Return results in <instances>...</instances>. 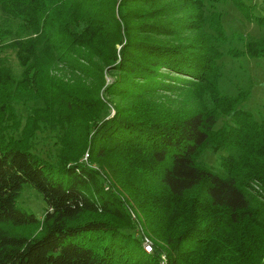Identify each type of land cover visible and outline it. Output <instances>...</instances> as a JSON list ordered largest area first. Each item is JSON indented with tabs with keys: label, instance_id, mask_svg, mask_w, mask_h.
Returning a JSON list of instances; mask_svg holds the SVG:
<instances>
[{
	"label": "trees",
	"instance_id": "1",
	"mask_svg": "<svg viewBox=\"0 0 264 264\" xmlns=\"http://www.w3.org/2000/svg\"><path fill=\"white\" fill-rule=\"evenodd\" d=\"M220 1L0 0L21 29L0 26L20 66L0 55V264H264V202L246 189L264 190V117L218 93ZM42 127L58 129L55 164L30 150ZM211 145L230 152L221 173L198 163ZM22 184L46 203L39 222L16 205Z\"/></svg>",
	"mask_w": 264,
	"mask_h": 264
},
{
	"label": "rangeland",
	"instance_id": "2",
	"mask_svg": "<svg viewBox=\"0 0 264 264\" xmlns=\"http://www.w3.org/2000/svg\"><path fill=\"white\" fill-rule=\"evenodd\" d=\"M249 5L253 4L252 8L254 14L262 15L264 17V0H246ZM208 4V3H207ZM216 10L222 13L221 25L223 26L224 36H217L214 43L220 49V56L217 58L218 74L214 81L217 82V87L221 94L233 97L237 96L239 107L249 110L253 113L255 119L260 120L264 117V54L252 57L249 49L253 45H247L249 41L254 42L259 38H264V24H259L254 16L253 19H249L245 16V13L239 11L232 0L226 2L215 3ZM205 13H209L212 8L206 6ZM20 20L16 18L5 17L0 10V26L12 28L18 35L21 32ZM204 28L209 31V26L204 24ZM212 31V30H211ZM259 41V40H258ZM6 57V62L9 63L14 73L20 72V66L16 61L15 51L13 49H1L0 55ZM110 74L106 75V82L111 80ZM206 92L208 88L205 89ZM178 93H167L171 96L175 102L181 97ZM205 94V93H204ZM32 102H28L27 105L16 104L17 114L20 116L22 125L25 122V115L28 111L29 105ZM177 106V105H176ZM193 106V105H192ZM191 105L185 108L192 107ZM112 113V109H110ZM229 116L221 114L217 119V125L215 129H218L222 123L229 122ZM19 130L12 131L9 129V134L14 137H18ZM58 129L51 131L42 127L40 130L35 132L29 143L31 144L30 150L35 153L36 156L42 159L49 160V162L55 164L57 161V152L59 151V142H57ZM226 153H230L227 149L217 148L216 146H207L204 152L201 154L198 163L206 168L214 169L219 173L222 172L220 168V160ZM95 167L98 164H93ZM246 166H237L236 170L243 172ZM22 189L16 196V205L22 206L26 211L32 212L39 222L42 220L46 203L41 198L40 193L32 184H22ZM260 183L256 179H250L246 187L249 191L256 194V198L260 202H264V190L261 189ZM122 190H118L120 193ZM131 217L136 221V228L132 231L137 237H141V241L145 242L146 239L153 245V239L147 234V228L144 227L136 218L141 217L140 213L131 206L129 207ZM139 214V216H138ZM35 222H32L35 223ZM31 224V225H32ZM35 227V226H34ZM40 225L35 227V231L39 230ZM17 231H21V226L16 227ZM153 252L152 251L150 253ZM163 259V253H161Z\"/></svg>",
	"mask_w": 264,
	"mask_h": 264
},
{
	"label": "built area",
	"instance_id": "3",
	"mask_svg": "<svg viewBox=\"0 0 264 264\" xmlns=\"http://www.w3.org/2000/svg\"><path fill=\"white\" fill-rule=\"evenodd\" d=\"M143 244H144L143 248L146 249L147 251H150L151 243L148 241V239H146L145 242H143Z\"/></svg>",
	"mask_w": 264,
	"mask_h": 264
},
{
	"label": "bare ground",
	"instance_id": "4",
	"mask_svg": "<svg viewBox=\"0 0 264 264\" xmlns=\"http://www.w3.org/2000/svg\"><path fill=\"white\" fill-rule=\"evenodd\" d=\"M151 248V247H150ZM146 250V249H145ZM147 251V250H146ZM152 251V248L150 249V251L149 252H151Z\"/></svg>",
	"mask_w": 264,
	"mask_h": 264
}]
</instances>
